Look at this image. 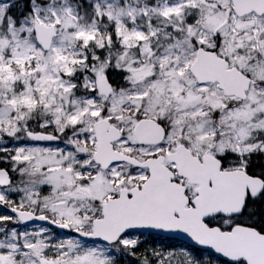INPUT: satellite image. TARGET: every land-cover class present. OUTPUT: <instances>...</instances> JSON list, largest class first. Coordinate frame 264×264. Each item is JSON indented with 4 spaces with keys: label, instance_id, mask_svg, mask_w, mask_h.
<instances>
[{
    "label": "snow or ice",
    "instance_id": "1",
    "mask_svg": "<svg viewBox=\"0 0 264 264\" xmlns=\"http://www.w3.org/2000/svg\"><path fill=\"white\" fill-rule=\"evenodd\" d=\"M0 264H264V0H0Z\"/></svg>",
    "mask_w": 264,
    "mask_h": 264
}]
</instances>
